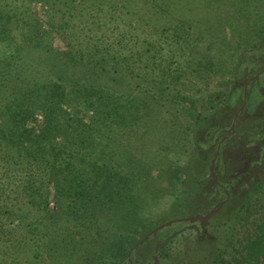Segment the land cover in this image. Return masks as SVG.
<instances>
[{"label": "trees", "instance_id": "obj_1", "mask_svg": "<svg viewBox=\"0 0 264 264\" xmlns=\"http://www.w3.org/2000/svg\"><path fill=\"white\" fill-rule=\"evenodd\" d=\"M92 1L96 13L111 4V0ZM212 1L224 4L226 0H181L183 11L174 13L177 28L162 25L141 41L138 35L128 36L143 26L130 7L143 3L168 13L170 0H112L110 23H116L112 29L104 24L86 27L79 37L64 20L71 13L63 10L76 11L75 5L82 6L85 0H0V264H35L33 259L41 258L40 250L46 248L51 254L55 249L43 242L49 235L64 233L67 221L81 223L83 232H94L91 246L96 249L90 247L92 256L86 262L117 264L123 259L126 243L116 240L112 226L102 220L111 213L122 224L136 216V196L145 184L138 183L143 169L131 151L138 145L140 155L147 126L160 124L154 107L166 100L177 113L194 116L195 100L170 91L186 73L199 80L215 73V58L207 55L192 60L191 67L184 64L185 68L176 60L192 47L190 34L199 25L194 8L199 2L207 7ZM228 1L231 9L237 7L238 1ZM242 2L246 5L249 0ZM32 5L49 11L45 24ZM84 12L88 14V9ZM134 15L141 22L130 27L128 22L117 24ZM234 29H227L231 40L233 33H240ZM108 32L113 37L110 43ZM257 33L259 40L263 29ZM43 39L48 41L46 46ZM55 41L60 46L57 50L49 48ZM161 42L168 49L166 60L160 57ZM227 47L236 52L241 46ZM244 53L237 57L235 69ZM38 56L47 62L45 68L36 64ZM47 56L52 60L47 61ZM157 72L159 83L154 78ZM125 76L142 82L151 77L145 81L151 87L138 83L126 91L120 86ZM162 124L170 129L163 146L172 147L173 125L167 120ZM99 224L106 226L102 233ZM21 227L32 232L39 244L18 235ZM263 241L261 224L243 248L244 262L258 259ZM74 242L75 237H70L66 243Z\"/></svg>", "mask_w": 264, "mask_h": 264}, {"label": "rangeland", "instance_id": "obj_2", "mask_svg": "<svg viewBox=\"0 0 264 264\" xmlns=\"http://www.w3.org/2000/svg\"><path fill=\"white\" fill-rule=\"evenodd\" d=\"M180 1L181 0H170V6L173 9H169L168 13L153 8L149 4L143 6V3H137L138 5L131 6L130 9L134 11L137 16L141 17V21H143V24L141 23V25L143 26L141 29L136 27L138 33H133V31H131V34H128L129 38L132 39L135 34L138 35L142 41L147 38L146 35L151 34L153 29L169 23L177 28L179 21H175L174 13L183 11L181 9L183 8V5H181ZM235 1H238L237 7L232 9L228 6L230 3L228 0H226L224 4L212 1L207 7L204 6L205 2H199L200 5L194 8L193 12L197 15L196 18L199 25L198 28H193L194 30L192 29V33L190 34L193 39L191 49L184 51L185 56L177 58V63L182 68H185L184 64L186 63L191 67L190 63L192 60H202V58L207 55L208 57H211V59L215 58L214 64L216 70L215 73L210 76L209 74H205V76L207 75L206 77L209 76V78L205 80L204 78L203 80H199L196 76L188 75L186 73L178 81L175 88L172 87V91H170L173 95H175V92L180 95H186L195 100L197 104L193 109L194 116L177 113L176 108L169 105L166 100L161 102V107H154L156 111H159L157 118L159 119L160 124L152 123L147 126L149 133H147L143 139L145 148L140 155L138 153L141 150L138 149L142 147H139L138 145H133V150L131 151L132 154H134L132 158L134 157L133 159H138L136 165H140L143 169L140 172L142 173L141 175L145 176H143L142 180L138 182H141L143 185L145 184V190L136 196V216L135 218L122 221V224H119V221L117 223L118 219L111 213L104 216L102 220L109 227L112 226L110 228H112L111 230L114 232L115 239H118L119 242L123 241V243L130 244L132 241H136L147 227L160 220L158 216L162 214L165 208L167 209L171 205L172 200L175 199L177 194L180 191L187 189L188 181L186 177L187 172L185 171L186 164L193 155L192 146L194 142L195 128L200 119H205L214 107H218L221 102L225 100L228 93V83L234 75L235 68L233 66H236V59L239 54L244 51H249L256 45L258 41L256 33L259 29H263L264 35V0H249L246 5H244L243 2L240 5L239 1L241 0ZM110 3H113L112 0ZM92 4V0H85V3L82 6H79V4L75 5V7H77L76 11L63 10V12L71 13L70 18L66 13L64 16L67 18L64 20L68 23L70 22V31L74 34L76 33L78 37L83 35L82 30L86 27L89 29H96L99 24H104L103 26H106V29L111 30L116 24L110 23L111 4H107L102 13L94 12L93 8H91ZM86 9H88V14L84 12ZM31 10L41 18L43 21L42 23L44 24L46 19L50 17L49 11L47 12L45 8H41L40 5H32ZM79 13H82L81 16H79ZM131 17L133 16L125 17L124 19L119 20L117 24L122 25L124 22H128V27H130V25L135 24L136 21H140L136 19V16L134 18ZM179 17L181 18V14L177 19ZM229 23L231 26H228ZM244 24L246 36L242 33V27ZM228 27L240 31L239 34L237 32H235L236 34L233 33L234 35L232 34L233 40H231L229 38L230 35L227 34L229 30ZM44 29H46V27H44ZM106 35L108 37L107 41L110 43L113 40L112 34L108 32ZM222 37L225 39L224 42ZM42 44L43 46H46L48 41L43 39ZM238 44L241 47H238ZM141 45L142 44L139 43V46ZM160 45L163 47L160 52V57H163L162 59L166 60L168 49L163 42H161ZM226 45H237L238 49L236 52H233ZM50 47L55 48V50L59 49V42L55 41L53 44L50 43L49 48ZM135 52L136 51H133V53ZM180 54L182 55V52ZM46 60L50 61L52 60V57L47 56ZM36 64L41 65L43 68L48 65L47 62L43 61L42 57L37 59ZM172 67L175 69V66ZM154 78L156 79V82L159 83L161 81L160 73L158 74L157 72V74L154 75ZM149 79H145L144 82H142L134 80L129 76H125V78L121 80L120 86L126 88V91H131L133 90V86L140 83V85L145 86V89H149L151 86L145 82ZM165 120H167L168 125H173V137L176 139L173 144L174 146L172 147H167V145L163 146V143L168 141L167 132L170 131L167 126L162 124ZM126 139L129 140V138ZM130 156L131 155L129 154L128 157ZM146 171L147 173H145ZM50 207L53 208V204H51ZM173 215L174 213L171 212L167 213L165 217L169 218ZM121 218L122 217H120V219ZM67 222L68 227L64 229V233L58 232V235L54 234L53 237L52 235H49L47 240L43 242L44 245L47 244L48 247L50 246L51 249H55V251H52L51 254L49 253V255H47L48 248H46V250H40L41 258L33 259L35 264H90L89 262H86V259H90L92 256V251L90 253V247L96 249V247L91 246L93 245V242H91L92 236L90 234H93L94 232L92 230H89L87 233L83 232V229L80 227L81 223L76 225L70 223V221ZM62 223L65 225L66 221L65 223ZM261 224H264V188L255 196V200L251 201L248 213L244 217L243 229L241 230V235H238L239 239L237 245H234V247H236L235 257L231 261V264H264V241L262 242V250L258 259L249 260L247 262L243 261L245 258L243 248L250 238L255 237L258 226ZM98 227H100V232L102 233L106 226L103 227V225L99 224ZM122 229L126 231L125 235H121L120 232H122ZM26 231V228L21 227L18 231V235L30 237L35 240V244H39L38 240L34 238V235H31L32 232ZM55 237H57L56 241L54 240ZM70 237H75V242L72 244L66 243L69 241ZM57 253H59V256ZM55 254L56 256H54ZM228 256L229 255H227L223 261H229ZM7 261L9 262L10 260Z\"/></svg>", "mask_w": 264, "mask_h": 264}, {"label": "flooded vegetation", "instance_id": "obj_3", "mask_svg": "<svg viewBox=\"0 0 264 264\" xmlns=\"http://www.w3.org/2000/svg\"><path fill=\"white\" fill-rule=\"evenodd\" d=\"M192 149L187 189L126 244L117 264H231L264 188V35L241 56L225 100L198 122Z\"/></svg>", "mask_w": 264, "mask_h": 264}, {"label": "water", "instance_id": "obj_4", "mask_svg": "<svg viewBox=\"0 0 264 264\" xmlns=\"http://www.w3.org/2000/svg\"><path fill=\"white\" fill-rule=\"evenodd\" d=\"M166 226H170V224H168V225H166ZM166 226H164V227H166ZM164 227H161L160 229H162V228H164ZM157 232H154V234H156Z\"/></svg>", "mask_w": 264, "mask_h": 264}]
</instances>
